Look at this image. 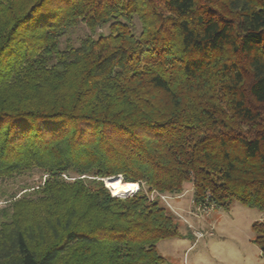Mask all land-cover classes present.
<instances>
[{"label": "trees", "instance_id": "16d2710c", "mask_svg": "<svg viewBox=\"0 0 264 264\" xmlns=\"http://www.w3.org/2000/svg\"><path fill=\"white\" fill-rule=\"evenodd\" d=\"M33 170L0 196V264H165L160 197L187 185L264 213V0H0V182Z\"/></svg>", "mask_w": 264, "mask_h": 264}, {"label": "rangeland", "instance_id": "374dc122", "mask_svg": "<svg viewBox=\"0 0 264 264\" xmlns=\"http://www.w3.org/2000/svg\"><path fill=\"white\" fill-rule=\"evenodd\" d=\"M89 31L80 23L63 37L61 48L67 45L78 46L82 39L90 35ZM99 33L107 34V30L99 29L95 36ZM41 173V171L33 170L25 175L0 182V196L18 194L26 187L35 188L43 180ZM63 177L66 179L65 176ZM72 180L74 179L67 181ZM104 186L112 195L105 183ZM113 190L118 198L133 195L131 193L126 197L121 196L116 185L112 188ZM181 196L160 197L163 205L176 219L180 233L178 238L160 241L157 244V254L165 259V264H264V258L251 242L254 236L251 225L256 221L264 220V213L254 208H246L238 202H233L227 211L218 210L212 206H201L203 210L200 211L192 204L191 185L185 186ZM155 197H157L156 194L150 195L151 199ZM5 200L0 197V207L5 206Z\"/></svg>", "mask_w": 264, "mask_h": 264}, {"label": "bare ground", "instance_id": "6f19581e", "mask_svg": "<svg viewBox=\"0 0 264 264\" xmlns=\"http://www.w3.org/2000/svg\"><path fill=\"white\" fill-rule=\"evenodd\" d=\"M113 183H115L114 185H116V189L118 190V193L121 196H125L126 197V195L131 194V193L134 194L138 190V185L137 184H134V185H131V184H123L120 181V178L113 179Z\"/></svg>", "mask_w": 264, "mask_h": 264}, {"label": "built area", "instance_id": "2783aa9c", "mask_svg": "<svg viewBox=\"0 0 264 264\" xmlns=\"http://www.w3.org/2000/svg\"><path fill=\"white\" fill-rule=\"evenodd\" d=\"M202 205L198 206V209L201 211L203 210V207H201Z\"/></svg>", "mask_w": 264, "mask_h": 264}, {"label": "crops", "instance_id": "0c3cea01", "mask_svg": "<svg viewBox=\"0 0 264 264\" xmlns=\"http://www.w3.org/2000/svg\"><path fill=\"white\" fill-rule=\"evenodd\" d=\"M181 197H182V196H181ZM176 199H179V198H176ZM176 199H175V200H176Z\"/></svg>", "mask_w": 264, "mask_h": 264}]
</instances>
